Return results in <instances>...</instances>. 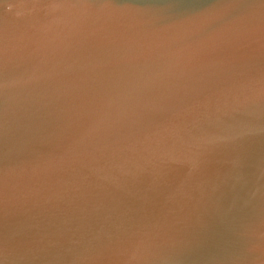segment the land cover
<instances>
[{"label": "water", "instance_id": "95a60500", "mask_svg": "<svg viewBox=\"0 0 264 264\" xmlns=\"http://www.w3.org/2000/svg\"><path fill=\"white\" fill-rule=\"evenodd\" d=\"M0 264H264V0H0Z\"/></svg>", "mask_w": 264, "mask_h": 264}]
</instances>
